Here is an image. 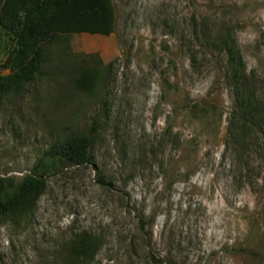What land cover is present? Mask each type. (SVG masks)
<instances>
[{
  "label": "rangeland",
  "instance_id": "1",
  "mask_svg": "<svg viewBox=\"0 0 264 264\" xmlns=\"http://www.w3.org/2000/svg\"><path fill=\"white\" fill-rule=\"evenodd\" d=\"M111 2L112 34L49 49L51 68L95 73L90 89L43 76L0 95V201L60 136L97 126L91 164L49 173L26 215L0 217V264H62L83 233L97 264H264V136L228 142L234 91L212 42L233 35L264 112V0ZM10 45L0 28V67Z\"/></svg>",
  "mask_w": 264,
  "mask_h": 264
},
{
  "label": "trees",
  "instance_id": "2",
  "mask_svg": "<svg viewBox=\"0 0 264 264\" xmlns=\"http://www.w3.org/2000/svg\"><path fill=\"white\" fill-rule=\"evenodd\" d=\"M115 10L111 0H0V28L11 36V45L0 67V95H21L37 78H61L77 91H87L96 74L81 66L62 61L51 68L50 47L62 45L72 35L108 36L114 32ZM225 56L227 76L234 91L231 122L227 128L229 143L235 150L244 147L249 131L259 129L264 136V112L247 85L245 66L233 35L223 32L213 39ZM97 126L87 132L60 136L49 151L36 162L15 194L0 201V217L24 216L45 189L49 173L70 166L91 164L90 150ZM236 150V151H238ZM101 247L99 239L83 233L68 245L62 264H97L95 257ZM156 259L151 256L149 264Z\"/></svg>",
  "mask_w": 264,
  "mask_h": 264
}]
</instances>
